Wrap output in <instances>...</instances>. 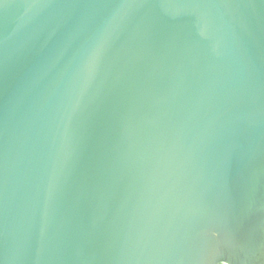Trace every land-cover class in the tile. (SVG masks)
<instances>
[{
  "label": "water",
  "instance_id": "95a60500",
  "mask_svg": "<svg viewBox=\"0 0 264 264\" xmlns=\"http://www.w3.org/2000/svg\"><path fill=\"white\" fill-rule=\"evenodd\" d=\"M0 264H264V0H2Z\"/></svg>",
  "mask_w": 264,
  "mask_h": 264
},
{
  "label": "snow or ice",
  "instance_id": "6c2138e0",
  "mask_svg": "<svg viewBox=\"0 0 264 264\" xmlns=\"http://www.w3.org/2000/svg\"><path fill=\"white\" fill-rule=\"evenodd\" d=\"M0 2H2V0H0Z\"/></svg>",
  "mask_w": 264,
  "mask_h": 264
}]
</instances>
